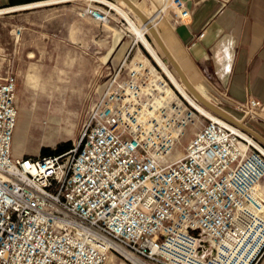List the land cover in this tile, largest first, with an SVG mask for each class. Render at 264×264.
I'll return each mask as SVG.
<instances>
[{"label": "built area", "instance_id": "built-area-1", "mask_svg": "<svg viewBox=\"0 0 264 264\" xmlns=\"http://www.w3.org/2000/svg\"><path fill=\"white\" fill-rule=\"evenodd\" d=\"M90 2L101 6L85 13L108 23V6ZM154 7L174 25L190 21L183 0ZM132 48L103 63L102 92L73 148L58 154L14 155L16 76L0 75V264H105L109 255L131 264H218L217 247L263 231L256 213L264 154L255 139L167 93L161 68ZM235 108L241 123L263 118L256 98ZM204 246L214 257L201 259Z\"/></svg>", "mask_w": 264, "mask_h": 264}, {"label": "rangeland", "instance_id": "rangeland-1", "mask_svg": "<svg viewBox=\"0 0 264 264\" xmlns=\"http://www.w3.org/2000/svg\"><path fill=\"white\" fill-rule=\"evenodd\" d=\"M107 1L126 10L137 24L144 26L123 0ZM131 1L148 14L154 9L149 0ZM88 4L101 6L88 0H71L58 4L59 7L54 9L44 7L42 33H38L37 38L34 32L24 28L30 27L25 18H0V75L4 76L8 72L16 76L18 117L12 140L16 156L37 157L73 148L89 108L102 92L107 72L102 67L103 63H116L122 58L124 54L117 56L122 46L127 47L126 51L133 47L131 55L139 48L155 64L142 45L134 40V33L124 17L108 6L105 9L109 12V22L94 21L85 13ZM146 37L180 82L152 36L147 34ZM11 42L19 47L13 52L16 71L4 67V45ZM36 48L38 55L34 56L30 52L29 57L33 56L28 58L26 52ZM139 50L135 54L136 59L147 61ZM171 86L172 88L165 89L167 93H172V89L176 91L172 84ZM233 116L241 119L243 112L240 115L233 113ZM262 119H249L245 121V125L264 137ZM256 122L261 125H255ZM190 136L189 132L177 143L175 150L171 152L173 156L182 154ZM256 214L261 219V214ZM258 218L256 229L258 226L264 227V223H260ZM262 233L264 229L256 235L254 232L249 234L247 239L255 236L247 252L253 250ZM247 239L242 240L237 247L228 243L225 254L219 256L221 262L218 264H244L242 261L247 255L243 252ZM105 264L131 263L119 255H109Z\"/></svg>", "mask_w": 264, "mask_h": 264}, {"label": "crops", "instance_id": "crops-1", "mask_svg": "<svg viewBox=\"0 0 264 264\" xmlns=\"http://www.w3.org/2000/svg\"><path fill=\"white\" fill-rule=\"evenodd\" d=\"M42 1L46 0H0V18H25L30 27L24 28L34 32L37 38L44 23L43 8L54 9L59 7L58 4L71 0L28 6ZM183 1L191 16L188 24L174 25L170 16L157 17L154 9L148 14L137 7L155 25L185 77L203 97L232 117L233 113L241 114L235 108L236 103H243L248 97L256 98L261 102L264 119V0ZM20 6L24 7L11 9ZM151 7L155 8L152 4ZM18 48L12 42L4 45V67L17 70L13 52ZM126 50L127 47L122 46L117 56L121 57ZM30 52L38 55L37 48L32 49L26 52L28 58L33 56L29 57ZM255 125L260 126L261 123L256 122ZM260 188L264 199V177ZM257 212L262 216L258 218L259 222L264 223V201ZM217 251L218 257L224 255L226 247L220 246ZM243 254L249 256L242 261L244 264H264V233L259 235L253 250ZM214 255L209 246H204L199 252L203 260Z\"/></svg>", "mask_w": 264, "mask_h": 264}, {"label": "bare ground", "instance_id": "bare-ground-1", "mask_svg": "<svg viewBox=\"0 0 264 264\" xmlns=\"http://www.w3.org/2000/svg\"><path fill=\"white\" fill-rule=\"evenodd\" d=\"M55 1H66V0H46V1H42L36 4H30L28 6H34V5H42V4H48L50 2H55ZM90 1V0H88ZM94 1H98L100 3H104L105 5L111 7L112 9H114L115 11H117L122 17H124L127 20V24H129V28L131 29V31L134 33L136 42H139L142 47L147 51V53L151 56V58L155 61V63L161 68L162 72L165 74V76L168 78L169 82L173 85V87L176 89V91L186 100L188 101L191 105H193L196 109H198L199 111H201L202 113H204L205 115H207L208 117H211V113L205 108L203 107L195 98L194 96L189 92V90L187 89V87L181 82H179L176 77L173 75V73L170 71V69L168 68V66L164 63V61L161 59V57L159 56V54L157 53L156 49L154 48L153 44L147 39L146 35L150 34V28L158 35L159 39L161 40V42L163 43V45L165 46L163 40L161 39L159 33L157 32L155 25L152 24L150 22V20L148 19V17L143 13V11H141L131 0L132 5L137 8L142 17H140L139 15H137L127 4H125L139 19L140 21L143 23L144 26H140L139 24H137V22L132 19L126 10H124L123 8H121L120 6L109 2L107 0H94ZM150 3L154 6L155 3L157 5H161L162 0H149ZM25 6V5H24ZM24 6H20V7H16V8H11V9H17V8H22ZM38 7V6H37ZM1 12V10H0ZM3 12V11H2ZM145 21H143V19ZM154 40V39H153ZM155 42V40H154ZM156 43V42H155ZM157 45V43H156ZM158 46V45H157ZM156 47V46H155ZM159 48V46H158ZM165 48L167 49V47L165 46ZM160 49V48H159ZM168 50V49H167ZM161 51V50H160ZM169 52V50H168ZM162 53V52H161ZM170 53V52H169ZM171 54V53H170ZM172 56V55H171ZM173 57V56H172ZM178 64V63H177ZM180 67V66H179ZM181 69V68H180ZM182 70V69H181ZM183 72V71H182ZM188 80V79H187ZM189 81V80H188ZM190 82V81H189ZM192 85V84H191ZM193 86V85H192ZM194 87V86H193ZM195 88V87H194ZM197 91V89H195ZM198 92V91H197ZM199 93V92H198ZM200 94V93H199ZM201 95V94H200ZM202 96V95H201ZM203 97V96H202ZM205 100H207L205 97H203ZM208 101V100H207ZM213 104V103H212ZM234 118V117H233ZM236 119V118H235ZM237 122H239V120H236ZM253 144L264 154V148L259 145L257 142L253 141ZM219 247H217L218 250ZM218 256V255H217Z\"/></svg>", "mask_w": 264, "mask_h": 264}, {"label": "water", "instance_id": "water-1", "mask_svg": "<svg viewBox=\"0 0 264 264\" xmlns=\"http://www.w3.org/2000/svg\"><path fill=\"white\" fill-rule=\"evenodd\" d=\"M137 15H139L140 17H142L140 11L135 8L130 0H123ZM143 21L144 18H142ZM150 35L152 36V38L155 40V42L157 43V45L159 46L161 52L163 53V55L166 57V59L168 60V62L170 63V65L172 66V68L175 70V72L177 73L180 81L187 87V89L189 90V92L194 96V98L203 106L205 107L208 111H210L212 114L218 116L219 118L229 122L230 124H233L237 127H239L241 130H243L244 132H246L248 135H250L251 137H253L258 143L259 145H261L264 148V137L261 136L260 134H258L256 131H254L253 129L249 128L248 126H246L244 123L241 122H237L235 118H233L232 116H230L228 113H226L224 110H222L221 108L217 107L215 104H212L211 102L205 100L196 90L195 88L191 85V83L187 80V78L185 77L184 73L182 72V70L180 69L179 65L177 64V62L175 61V59L171 56V54L168 52V50L165 48V46L163 45V43L161 42V40L159 39L158 35L150 28Z\"/></svg>", "mask_w": 264, "mask_h": 264}, {"label": "trees", "instance_id": "trees-1", "mask_svg": "<svg viewBox=\"0 0 264 264\" xmlns=\"http://www.w3.org/2000/svg\"><path fill=\"white\" fill-rule=\"evenodd\" d=\"M44 156V155H43Z\"/></svg>", "mask_w": 264, "mask_h": 264}]
</instances>
